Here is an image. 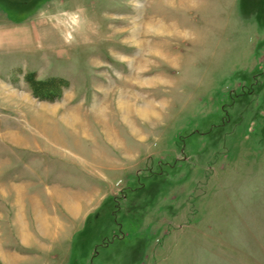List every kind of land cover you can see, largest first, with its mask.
I'll return each mask as SVG.
<instances>
[{"label": "rangeland", "instance_id": "rangeland-1", "mask_svg": "<svg viewBox=\"0 0 264 264\" xmlns=\"http://www.w3.org/2000/svg\"><path fill=\"white\" fill-rule=\"evenodd\" d=\"M0 264H264V0H0Z\"/></svg>", "mask_w": 264, "mask_h": 264}, {"label": "bare ground", "instance_id": "bare-ground-1", "mask_svg": "<svg viewBox=\"0 0 264 264\" xmlns=\"http://www.w3.org/2000/svg\"><path fill=\"white\" fill-rule=\"evenodd\" d=\"M70 24H72V26L73 25H75V24H77V22H78V20H77V18L75 17V15H72L71 17H70ZM153 28H152V26H150V25H148V26H146V30H147V33H148V31H151ZM160 29H161V27H160ZM157 31H161V30H159L158 28H157ZM70 33V32H69ZM68 33V35H70ZM150 33V32H149ZM140 46V45H139ZM141 48V47H140ZM131 98V97H130ZM124 103H120V106H121V109L123 108H125V110H128V111H130V107H131V105H129V103H127L126 102V104H124ZM132 104V103H131ZM150 103H147V105L144 107V108H137L136 107V109H135V111L137 112V115L138 116H140L141 118H143V119H145V118H149V116H150V114H154L155 112H153V110H155V109H153V105L151 104V105H149ZM132 108V107H131ZM128 113V112H127ZM125 114V113H124Z\"/></svg>", "mask_w": 264, "mask_h": 264}, {"label": "trees", "instance_id": "trees-1", "mask_svg": "<svg viewBox=\"0 0 264 264\" xmlns=\"http://www.w3.org/2000/svg\"><path fill=\"white\" fill-rule=\"evenodd\" d=\"M39 85H41V87L39 89L38 88H35L37 90V92H44V93H46V91L44 89L46 83H40ZM37 95H38V93H35V96H37Z\"/></svg>", "mask_w": 264, "mask_h": 264}]
</instances>
